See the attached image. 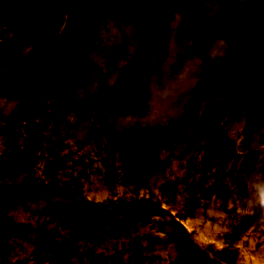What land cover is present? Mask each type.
<instances>
[{"label":"rangeland","instance_id":"374dc122","mask_svg":"<svg viewBox=\"0 0 264 264\" xmlns=\"http://www.w3.org/2000/svg\"><path fill=\"white\" fill-rule=\"evenodd\" d=\"M131 64L138 111L114 99ZM262 119L264 0H0V194L35 182L0 212V264H264L237 189L264 172Z\"/></svg>","mask_w":264,"mask_h":264},{"label":"water","instance_id":"95a60500","mask_svg":"<svg viewBox=\"0 0 264 264\" xmlns=\"http://www.w3.org/2000/svg\"><path fill=\"white\" fill-rule=\"evenodd\" d=\"M143 68L136 64L126 65L121 69V77L115 89L114 99L117 105L123 109L141 110L145 105L147 87L141 79ZM43 118H47L45 111L39 110ZM30 148L38 151L41 148L42 140L39 129H34L30 136ZM10 169L13 173L33 174L34 168L29 160L19 151H15L10 156ZM46 171L50 177H55V164L47 163ZM35 186V182L28 180L22 185H12L7 187L0 195V212L5 208L8 201L14 200ZM237 189L241 197L247 195L246 185L243 180L237 183Z\"/></svg>","mask_w":264,"mask_h":264},{"label":"clouds","instance_id":"9594fccd","mask_svg":"<svg viewBox=\"0 0 264 264\" xmlns=\"http://www.w3.org/2000/svg\"><path fill=\"white\" fill-rule=\"evenodd\" d=\"M195 39L193 38V42ZM229 43L223 38H213L200 53L199 59L214 69H220L226 59H230ZM258 132L264 133V119L257 121ZM246 185V204L264 213V172H255L244 181Z\"/></svg>","mask_w":264,"mask_h":264},{"label":"bare ground","instance_id":"6f19581e","mask_svg":"<svg viewBox=\"0 0 264 264\" xmlns=\"http://www.w3.org/2000/svg\"><path fill=\"white\" fill-rule=\"evenodd\" d=\"M80 95H78V97H79Z\"/></svg>","mask_w":264,"mask_h":264}]
</instances>
